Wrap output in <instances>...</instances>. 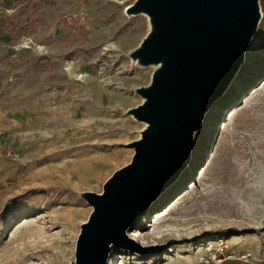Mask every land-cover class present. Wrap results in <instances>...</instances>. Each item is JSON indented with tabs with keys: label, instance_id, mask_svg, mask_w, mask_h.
Returning a JSON list of instances; mask_svg holds the SVG:
<instances>
[{
	"label": "rangeland",
	"instance_id": "obj_1",
	"mask_svg": "<svg viewBox=\"0 0 264 264\" xmlns=\"http://www.w3.org/2000/svg\"><path fill=\"white\" fill-rule=\"evenodd\" d=\"M132 2L0 0V264H72L92 210L80 193H100L130 162L145 124L124 111L153 69L126 56L149 27L146 15L125 14ZM259 4L243 63L194 134L189 164L127 229L160 248L112 246L107 264H264ZM208 243L233 256L201 261Z\"/></svg>",
	"mask_w": 264,
	"mask_h": 264
},
{
	"label": "water",
	"instance_id": "obj_2",
	"mask_svg": "<svg viewBox=\"0 0 264 264\" xmlns=\"http://www.w3.org/2000/svg\"><path fill=\"white\" fill-rule=\"evenodd\" d=\"M125 14L148 17L147 33L126 56L153 67L150 81L132 89L141 102L124 111L145 126L129 144L130 162L102 191L80 193L92 210L72 264H107L112 246L160 248L139 244L127 229L189 164L194 134L229 88L261 19L259 0H133Z\"/></svg>",
	"mask_w": 264,
	"mask_h": 264
},
{
	"label": "built area",
	"instance_id": "obj_3",
	"mask_svg": "<svg viewBox=\"0 0 264 264\" xmlns=\"http://www.w3.org/2000/svg\"><path fill=\"white\" fill-rule=\"evenodd\" d=\"M206 246L208 247L210 254L205 259L204 258L201 259V261H203V262H210V261L220 262L226 258H231L233 256L230 253L224 254L223 252H225L224 251L225 249L223 246H221L219 250H212V246L210 245V243H208ZM244 256H245V254L242 255V257H244Z\"/></svg>",
	"mask_w": 264,
	"mask_h": 264
},
{
	"label": "crops",
	"instance_id": "obj_4",
	"mask_svg": "<svg viewBox=\"0 0 264 264\" xmlns=\"http://www.w3.org/2000/svg\"><path fill=\"white\" fill-rule=\"evenodd\" d=\"M195 264H199V263H195ZM221 264H247V263L239 259V260L228 261V262L221 263Z\"/></svg>",
	"mask_w": 264,
	"mask_h": 264
},
{
	"label": "bare ground",
	"instance_id": "obj_5",
	"mask_svg": "<svg viewBox=\"0 0 264 264\" xmlns=\"http://www.w3.org/2000/svg\"><path fill=\"white\" fill-rule=\"evenodd\" d=\"M134 64V63H133ZM135 238H138V236H134Z\"/></svg>",
	"mask_w": 264,
	"mask_h": 264
}]
</instances>
